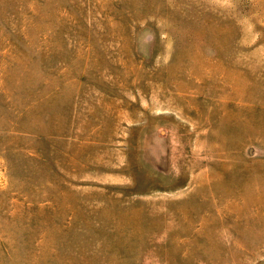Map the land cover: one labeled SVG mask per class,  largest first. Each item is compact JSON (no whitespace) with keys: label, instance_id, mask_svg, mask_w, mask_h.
<instances>
[{"label":"rangeland","instance_id":"374dc122","mask_svg":"<svg viewBox=\"0 0 264 264\" xmlns=\"http://www.w3.org/2000/svg\"><path fill=\"white\" fill-rule=\"evenodd\" d=\"M0 264H264V0H0Z\"/></svg>","mask_w":264,"mask_h":264}]
</instances>
